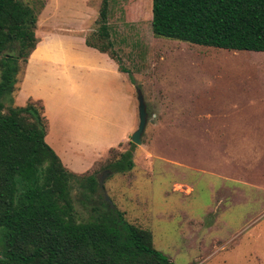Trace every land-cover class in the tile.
<instances>
[{"label":"rangeland","instance_id":"rangeland-1","mask_svg":"<svg viewBox=\"0 0 264 264\" xmlns=\"http://www.w3.org/2000/svg\"><path fill=\"white\" fill-rule=\"evenodd\" d=\"M22 1L36 10L44 1L38 40L70 26L92 44L102 43V0ZM151 5L108 0L112 59L126 70L136 100L141 90L148 121L142 143L134 144L132 169L110 171L104 189L74 181L76 219L104 210L108 197L126 221L150 230L154 246L175 264H264V52L154 36ZM13 103L5 99V109ZM130 138L78 178L98 179L129 149ZM5 232L0 225V257Z\"/></svg>","mask_w":264,"mask_h":264},{"label":"trees","instance_id":"trees-1","mask_svg":"<svg viewBox=\"0 0 264 264\" xmlns=\"http://www.w3.org/2000/svg\"><path fill=\"white\" fill-rule=\"evenodd\" d=\"M40 9L0 0V225L6 228L0 264H175L154 246L150 230L126 221L107 200L104 210L78 221L73 183L85 180L93 191L97 177L78 178L45 142L41 101L15 104L19 77L38 41ZM151 12L154 36L264 52V0H152ZM107 15L108 0H102L97 30L102 43L86 38V44L113 58ZM7 98L14 103L5 109ZM129 144L107 165L109 171L132 169L135 145Z\"/></svg>","mask_w":264,"mask_h":264},{"label":"crops","instance_id":"crops-1","mask_svg":"<svg viewBox=\"0 0 264 264\" xmlns=\"http://www.w3.org/2000/svg\"><path fill=\"white\" fill-rule=\"evenodd\" d=\"M99 74L107 81L92 79ZM124 77L107 53L87 45L70 26H59L39 39L28 56L15 104L41 101L47 119L45 142L68 170L82 173L135 130L137 100Z\"/></svg>","mask_w":264,"mask_h":264},{"label":"water","instance_id":"water-1","mask_svg":"<svg viewBox=\"0 0 264 264\" xmlns=\"http://www.w3.org/2000/svg\"><path fill=\"white\" fill-rule=\"evenodd\" d=\"M136 93H137L136 98H137V102H138V105H137L138 125H137V128L135 129V131H133V133L131 134L130 140L134 144H141L142 143V134L144 132V129H145L147 121H148V113H147L146 104H145L144 97H143L141 90L137 89ZM109 173H110L109 170H104L100 173V175L98 177V185L100 188H103L104 178ZM106 199L109 203H111L108 197H106Z\"/></svg>","mask_w":264,"mask_h":264}]
</instances>
